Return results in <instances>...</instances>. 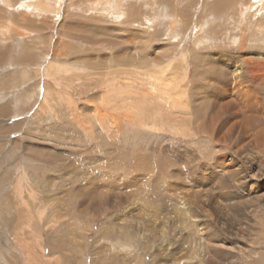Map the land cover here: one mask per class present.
<instances>
[{
	"label": "rangeland",
	"instance_id": "374dc122",
	"mask_svg": "<svg viewBox=\"0 0 264 264\" xmlns=\"http://www.w3.org/2000/svg\"><path fill=\"white\" fill-rule=\"evenodd\" d=\"M31 1L20 9L23 0H0V264L184 261L195 251V234L201 237L193 225L207 224L191 198L195 191L213 223L221 230L226 223L218 199L206 196L218 198L214 187L228 181L212 160L221 152L213 158V145L193 128L208 118L214 99L206 82L215 78L206 70L222 63L211 55L229 56L224 64H231L240 38L259 35L232 30L227 14L213 15L214 0ZM130 25L131 47L121 43L125 30L118 31ZM145 46L152 51L147 65L139 63ZM161 69L170 80L173 69L170 94L150 76ZM185 84L180 99L193 110L176 118L175 87ZM196 107L205 111L203 121ZM186 147L203 159L173 156ZM263 150L251 151L257 163L264 164ZM225 235L235 264H264V232L254 230L239 244L230 230Z\"/></svg>",
	"mask_w": 264,
	"mask_h": 264
},
{
	"label": "bare ground",
	"instance_id": "6f19581e",
	"mask_svg": "<svg viewBox=\"0 0 264 264\" xmlns=\"http://www.w3.org/2000/svg\"><path fill=\"white\" fill-rule=\"evenodd\" d=\"M54 1L60 2L61 0L59 1L47 0L46 5H49V3L51 4ZM32 2L33 1L31 0H23L22 5L24 6H21L20 9L31 6L30 3ZM102 3L103 2H101V0H98L97 2L98 5ZM209 8L210 10H213V15H216L218 19L219 17L227 14L225 15V18L226 17L228 18L227 26L229 22L230 24L229 26H231L230 28L232 30L237 26L239 27L241 26L243 32L252 29L251 33H253L254 35L255 34L259 35L257 36V38L256 37L253 38L254 40H251L250 37H245V36L240 38L241 45L239 47V50L237 49V52L236 51L234 52L235 55L233 57V61L231 64L228 65L224 64L225 63L224 60L228 61L229 56H227L223 60L219 57L215 56L216 57L215 58L213 55H211L212 59H214L215 62H218L219 65H220V60L222 61L219 68L213 66L211 67V69L206 70V71L208 70L210 71L209 73L211 74L210 75L208 74L210 77L215 78L212 79L210 82H206L208 84V87H210L211 85L214 86L212 88V95L214 99L211 103V106L206 107L208 109V114H207L208 118L204 119L205 111H200V108L198 107H196V110L193 113L196 115L195 117H197L198 121H203L204 119L202 125L197 123L196 121L195 123H193V126L195 125L193 127L195 128V134L198 135L203 133L205 137L203 139L208 140L213 145L214 151L213 154H211L214 155L213 158H216L217 152L218 153L221 152V155L223 154V156L218 154L220 157L212 160L213 163L219 164L218 167L220 168V170L223 172L224 175L227 174L228 177L226 175L225 176L227 177L228 181L222 180V183H219L217 187H214V189H218L217 192L218 198L216 194L212 195L209 192V191H213V189H210V186L207 188L208 190L207 192H209L210 194L209 193L207 194L206 192L205 193L207 194L206 196H210L218 199L217 202L222 207L221 214L224 216L225 218L224 222L226 223L223 224L222 226L224 228V229L222 228L223 230H221L217 226V224L213 223V219H212L213 214H209L208 211H205L201 204L203 203L202 197H204V195L203 194L201 195L200 192L195 191V193L191 195L192 196L191 198H193V200L196 199L198 201L196 205L201 209V211L204 214L203 215L204 221L207 222V224H205L206 228H204L203 227L204 225L200 224L196 220L197 222L193 226L195 228L197 235L200 232L201 237L199 236L196 237L195 234V238H194V241L196 242L195 251L192 250L191 253L189 254L187 253L189 257L187 259H184V261L182 260V262H180L181 260H179V258L172 257L168 259L164 258L165 260L161 264H183L184 262H185L184 264H235L237 258L235 259L236 251H234V247H233L234 244H232L233 242L231 243L225 239L227 238L225 235V231L228 232V230H230L231 238L232 240L237 241L236 244L245 241L246 235H248L249 233L252 234V231L254 230H258V232H264V194L262 193L261 183H259V179L257 178V177H261V179L264 181V164L259 161L257 163V161H255L254 155L251 153V151H253L255 147L258 148V146H261L262 148H264V0H214V2L212 3V7L209 6ZM225 9H227L228 11H226ZM231 11L235 12V16L232 13H229ZM230 18L232 21L230 20ZM199 25L200 27L205 26V25L204 26L201 25V23H199ZM118 31L126 32L128 36V37L126 36L125 38L123 36L122 37L119 36L120 38H122L121 43L124 44L126 43L127 45V44H132L134 42L131 38H129L133 36L130 35V33L132 34L134 33L131 30V25L130 28L120 27L118 28ZM171 33L173 32L171 31ZM200 34H202V32ZM134 35H136L137 38L139 39L137 34ZM170 39H171V35H170ZM124 40H126L127 42H124ZM126 45H124V49L121 50L122 53L128 52L127 51L128 48L126 49ZM150 46L152 47V45ZM179 46L180 45L178 44V47ZM146 47L147 46H145V48L143 47L144 50L142 51L143 54L145 55H143V57L139 59V63L144 65H147V63H149L148 57H150V54H152V51H148ZM248 47H252V49H255L254 51L260 50V52L258 51V52L249 53L250 49ZM161 49H162L161 46L155 49L156 53H154V55L151 57L153 60H155V56L158 54V52ZM132 57L134 58H131V60L129 59L128 63L134 64L136 63L135 56L133 55ZM181 67H184V64L182 65L181 63ZM168 71H169L168 69L166 71L165 70L158 71L159 74L155 72L153 75L150 76L154 77L153 80L159 86V89L162 88L164 91L167 89V93L170 94L173 91L169 89V87L171 88L172 85L170 81L171 82L174 81L173 80L174 72L173 69H171V71L169 72L170 76L172 75V79L170 80L169 78L165 77L167 76ZM196 74L199 78L202 77V74H199V72ZM177 76L178 77L176 78L179 79L180 77L178 74ZM162 77L165 78L161 79ZM186 78L187 77L185 76L181 80L184 81ZM174 82L176 83V80ZM161 85H165V86L167 85V88H164ZM186 85L187 84L183 85L182 88L175 87L177 88V90L179 88L178 92L175 89L176 94L178 96L177 98H174L172 101L173 109H175L176 118L178 116L177 115L178 113L186 112L190 107V105H188L186 102L180 99L181 96H184V94H186L185 92L188 91L186 90L187 89ZM194 94L198 100L201 99L203 100L204 97L205 101L210 103L209 97L205 96L202 91L195 90ZM170 107H172L171 103H170ZM191 110L193 109L192 108L189 109L190 112ZM196 124L199 125L196 126ZM174 152L176 156L178 155L179 159L184 160L185 163L188 161V159H192L191 160L192 162H196V161L199 162L200 158L203 159V157L196 158L192 154H190V149L188 147L181 149L180 152L178 150L175 151L173 150L172 154ZM175 154H173V156ZM217 160L218 162H216ZM171 164L173 166H177L174 161H171ZM175 178L178 182L182 184V181L180 180L181 178L180 175L176 173ZM206 180H209V178H207ZM17 185L18 186L16 187V189L21 188V186H19L20 182ZM213 198H211V200H213ZM158 204L160 205L159 202ZM252 209L255 211V214L258 215L257 220H259V223L257 222L256 218H252L251 215L253 211L250 212V210ZM231 211H234L233 214ZM192 214L193 213L191 212V215ZM176 222L179 223L180 219L179 218L176 219ZM254 226L258 228L256 229V227ZM174 232H176V230ZM176 234L178 233H175L174 236H176ZM179 252H175L173 254L175 255L178 254ZM186 261H190V263Z\"/></svg>",
	"mask_w": 264,
	"mask_h": 264
}]
</instances>
